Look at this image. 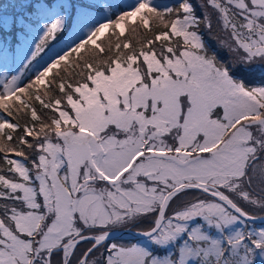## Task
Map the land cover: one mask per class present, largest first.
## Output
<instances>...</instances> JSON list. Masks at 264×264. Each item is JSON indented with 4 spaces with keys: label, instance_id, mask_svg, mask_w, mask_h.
<instances>
[{
    "label": "snow or ice",
    "instance_id": "6c2138e0",
    "mask_svg": "<svg viewBox=\"0 0 264 264\" xmlns=\"http://www.w3.org/2000/svg\"><path fill=\"white\" fill-rule=\"evenodd\" d=\"M0 264H264V0L0 4Z\"/></svg>",
    "mask_w": 264,
    "mask_h": 264
},
{
    "label": "trees",
    "instance_id": "16d2710c",
    "mask_svg": "<svg viewBox=\"0 0 264 264\" xmlns=\"http://www.w3.org/2000/svg\"><path fill=\"white\" fill-rule=\"evenodd\" d=\"M160 2L161 3H168L169 0H160ZM194 2H195V0H194ZM7 3H9V0H0V4H5L6 5ZM128 38L131 39L133 42H136L138 40L143 39V34L134 35V34L129 33L128 34ZM62 46L63 45H57V48L58 47H62Z\"/></svg>",
    "mask_w": 264,
    "mask_h": 264
},
{
    "label": "water",
    "instance_id": "95a60500",
    "mask_svg": "<svg viewBox=\"0 0 264 264\" xmlns=\"http://www.w3.org/2000/svg\"><path fill=\"white\" fill-rule=\"evenodd\" d=\"M123 235V239H129L130 237L127 235V233L122 234Z\"/></svg>",
    "mask_w": 264,
    "mask_h": 264
}]
</instances>
